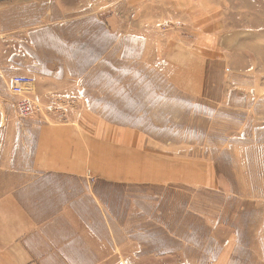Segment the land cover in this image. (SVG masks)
Returning <instances> with one entry per match:
<instances>
[{"label": "rangeland", "instance_id": "1", "mask_svg": "<svg viewBox=\"0 0 264 264\" xmlns=\"http://www.w3.org/2000/svg\"><path fill=\"white\" fill-rule=\"evenodd\" d=\"M19 1L0 13V194L16 181L8 166H30L37 124L78 121L174 158L178 182L32 174L50 189L21 191L26 204L85 183L144 262L264 264V31L247 43L257 31L219 29L205 8L191 26L175 0ZM16 73L40 83L27 117L8 88Z\"/></svg>", "mask_w": 264, "mask_h": 264}, {"label": "crops", "instance_id": "2", "mask_svg": "<svg viewBox=\"0 0 264 264\" xmlns=\"http://www.w3.org/2000/svg\"><path fill=\"white\" fill-rule=\"evenodd\" d=\"M23 3L35 5L31 0ZM20 4L19 0H0V13ZM171 4L173 8L186 7L191 26L195 24L192 15L205 8L201 13L215 16L211 22H221L217 28L257 31L242 37L247 43L251 39L258 41L253 44L260 43L264 0H175ZM39 84L35 77L34 89ZM32 99L36 102V96ZM31 154L29 167L24 169L14 161L6 169L14 173L16 181L4 183L7 190L0 194V264H150L143 257L125 251L134 245L131 238L137 236L132 231L117 229L113 216L103 213L96 193L91 196L86 193L85 183H81V192L73 191L79 184L61 185L66 197L46 193L32 197L30 204L23 201L21 191L50 189L47 182L30 179L32 174L35 179L46 175L74 179L92 176L102 184L178 182L173 169L179 166L173 163L174 158L169 161L164 156L158 158L148 150L134 148L126 138L118 141L109 130L105 134L102 130L94 132L71 120L37 124ZM190 166L196 167L192 163ZM88 189L96 190L97 184ZM118 234L130 239L119 244L124 246L121 249L116 241Z\"/></svg>", "mask_w": 264, "mask_h": 264}, {"label": "built area", "instance_id": "3", "mask_svg": "<svg viewBox=\"0 0 264 264\" xmlns=\"http://www.w3.org/2000/svg\"><path fill=\"white\" fill-rule=\"evenodd\" d=\"M33 82V77L26 74H14L9 79V91L14 96H17L15 107L19 117L30 116L36 109V102L30 96H28Z\"/></svg>", "mask_w": 264, "mask_h": 264}]
</instances>
